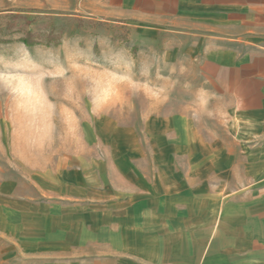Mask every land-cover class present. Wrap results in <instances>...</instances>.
Masks as SVG:
<instances>
[{
  "label": "rangeland",
  "instance_id": "rangeland-1",
  "mask_svg": "<svg viewBox=\"0 0 264 264\" xmlns=\"http://www.w3.org/2000/svg\"><path fill=\"white\" fill-rule=\"evenodd\" d=\"M106 1L0 0V264L48 252L24 238L56 207L29 202L100 190L135 228L75 249L80 264H220L211 230L253 166L202 96L200 40L147 33Z\"/></svg>",
  "mask_w": 264,
  "mask_h": 264
},
{
  "label": "crops",
  "instance_id": "crops-1",
  "mask_svg": "<svg viewBox=\"0 0 264 264\" xmlns=\"http://www.w3.org/2000/svg\"><path fill=\"white\" fill-rule=\"evenodd\" d=\"M106 4L111 9L105 15L132 21L147 33L180 32L200 40L194 57H199L202 96L222 103L218 107L228 131L253 166L252 180L237 187L245 190L236 192L232 202L230 197L223 200L221 221L213 225L211 239L225 242L215 250L224 257L220 264H264V0H107ZM96 195L87 200L75 194H46L47 200L29 202L56 208L42 215L38 240L24 238L38 244L30 250L47 254L25 257L39 264H80L89 256L75 249L118 244L119 237L135 228L134 220L118 225L113 193L100 190ZM85 200L94 205L93 227L85 216L91 203ZM142 215L150 219V214ZM142 225L150 226L147 219Z\"/></svg>",
  "mask_w": 264,
  "mask_h": 264
},
{
  "label": "trees",
  "instance_id": "trees-1",
  "mask_svg": "<svg viewBox=\"0 0 264 264\" xmlns=\"http://www.w3.org/2000/svg\"><path fill=\"white\" fill-rule=\"evenodd\" d=\"M26 44H30V43L27 41Z\"/></svg>",
  "mask_w": 264,
  "mask_h": 264
}]
</instances>
